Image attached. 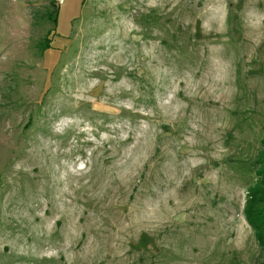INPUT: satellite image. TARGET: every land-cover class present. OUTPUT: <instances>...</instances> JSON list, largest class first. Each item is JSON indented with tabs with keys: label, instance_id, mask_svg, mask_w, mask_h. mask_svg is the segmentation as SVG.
I'll use <instances>...</instances> for the list:
<instances>
[{
	"label": "rangeland",
	"instance_id": "374dc122",
	"mask_svg": "<svg viewBox=\"0 0 264 264\" xmlns=\"http://www.w3.org/2000/svg\"><path fill=\"white\" fill-rule=\"evenodd\" d=\"M263 139L264 0H0V264H264Z\"/></svg>",
	"mask_w": 264,
	"mask_h": 264
},
{
	"label": "trees",
	"instance_id": "16d2710c",
	"mask_svg": "<svg viewBox=\"0 0 264 264\" xmlns=\"http://www.w3.org/2000/svg\"><path fill=\"white\" fill-rule=\"evenodd\" d=\"M49 15L47 14V19H51L52 23L56 26L58 8L54 10L53 14L50 13ZM47 39L49 40V38ZM46 42L48 43L47 40ZM44 47L45 50L49 49L48 44H45ZM260 146L262 148L256 158V178L254 183L246 191L243 215L257 242L264 248V139Z\"/></svg>",
	"mask_w": 264,
	"mask_h": 264
}]
</instances>
